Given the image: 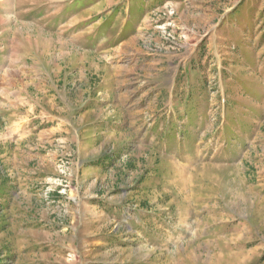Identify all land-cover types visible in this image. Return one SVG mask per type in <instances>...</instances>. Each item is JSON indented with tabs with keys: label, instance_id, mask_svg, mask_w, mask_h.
<instances>
[{
	"label": "rangeland",
	"instance_id": "rangeland-1",
	"mask_svg": "<svg viewBox=\"0 0 264 264\" xmlns=\"http://www.w3.org/2000/svg\"><path fill=\"white\" fill-rule=\"evenodd\" d=\"M0 264H264V0H0Z\"/></svg>",
	"mask_w": 264,
	"mask_h": 264
}]
</instances>
